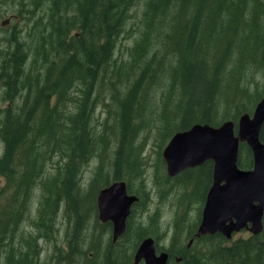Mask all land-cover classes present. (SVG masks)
Segmentation results:
<instances>
[{"label": "trees", "instance_id": "trees-1", "mask_svg": "<svg viewBox=\"0 0 264 264\" xmlns=\"http://www.w3.org/2000/svg\"><path fill=\"white\" fill-rule=\"evenodd\" d=\"M7 1L0 10V261L39 262L36 239L48 241L63 225L69 250L62 257L55 249L54 260L131 264L139 244L159 234L135 223L146 197L134 194L138 201L114 247L112 225L98 220V193L119 181L131 192L141 180L137 142L148 124L157 122L168 142L194 125L220 126L225 100L231 106L255 97L248 88L256 82L245 72L254 62L264 70V0ZM121 38H132L125 54ZM239 154V167L250 168V153ZM159 164L165 168L162 152ZM211 167L166 174L165 183L184 186L193 201L203 187L199 176L208 177L206 194ZM37 190L40 234L27 240L21 232ZM172 245L182 247L181 239ZM191 248L169 264H264V227L258 236L210 237Z\"/></svg>", "mask_w": 264, "mask_h": 264}, {"label": "water", "instance_id": "water-1", "mask_svg": "<svg viewBox=\"0 0 264 264\" xmlns=\"http://www.w3.org/2000/svg\"><path fill=\"white\" fill-rule=\"evenodd\" d=\"M264 123V97L256 105L252 117L238 120L236 136L234 123L223 122L218 127L194 125L174 134L162 151L165 170L173 178L211 160L214 163L212 186L209 189L196 236L221 233L229 237L251 223L249 231H262L264 211V143L259 132ZM246 143L252 151L250 170L238 167L239 143ZM138 198L127 194L123 181L114 182L97 195V214L101 223L112 225V240L123 235L132 206ZM234 220V222H233ZM165 252L156 255L154 241L143 240L136 249L132 264H167Z\"/></svg>", "mask_w": 264, "mask_h": 264}, {"label": "rangeland", "instance_id": "rangeland-1", "mask_svg": "<svg viewBox=\"0 0 264 264\" xmlns=\"http://www.w3.org/2000/svg\"><path fill=\"white\" fill-rule=\"evenodd\" d=\"M11 4V2H10ZM9 7V2L7 0H0V10L3 12ZM136 10H133V14ZM136 13L134 14V16ZM3 19H7V17ZM3 21V20H2ZM1 21V22H2ZM7 23L5 22V26ZM134 42V41H133ZM132 44V38L126 39L121 38L119 42V51L126 53L127 48ZM249 70L245 72L246 76L251 79L252 82H256V85H250L248 88L249 93L253 94L255 97L243 98L242 102L237 101V105L231 104L228 106L226 100L224 101L223 106L220 109V120L231 121L232 119H238L243 116L245 113H249L256 103L264 97V70L259 68L258 63L247 64ZM206 74L208 78L212 77V72L209 71ZM239 85H245L244 78L240 80ZM160 92L155 96L157 102ZM234 95L231 96V98ZM100 107L98 108L97 114H100ZM240 112V114H238ZM225 121V122H226ZM97 123H95V126ZM161 126L157 122L148 124V128L141 133V136L137 142V145L140 150V157H142L141 172L139 178L141 179L138 183L133 182L132 188L133 191L129 192L130 195H134L136 192H139L143 198L146 197L147 203L143 207L137 208L135 212V223L142 224L143 228H148L153 226L158 231L157 237H147L151 238L154 241V244L157 245V253L167 251L169 244H176L181 239L182 249H185L188 245L189 234L191 229L194 227L197 222V216L201 206L197 204V201H201L205 194V189L208 184L207 178L204 176H199L200 180L203 182V187H198L195 189L192 196L193 201H186L185 199V187L179 184L170 186V183H165L166 171L159 164V159L161 157V152L167 144L162 135L159 133ZM91 129V128H89ZM92 130V129H91ZM159 130V131H158ZM1 153V148H0ZM96 166V162H91L83 170L82 180L84 184L87 183L92 177L93 169ZM50 168L48 173H50ZM173 179V178H172ZM4 182L2 179L0 185ZM125 182V181H124ZM198 182V181H197ZM126 184V182H125ZM127 188V184H126ZM39 197V191H35L34 200L31 206V210L26 220L23 223L21 235L27 237V240L33 239L35 234H40L35 227L34 219L36 222V203ZM195 201V202H194ZM202 202V201H201ZM156 217L157 222L151 225L150 219ZM93 222V221H92ZM184 222L185 227H180V223ZM63 225L59 226V232L54 231L50 236L48 241L37 240V244L42 248V254L40 253L39 262H34V264H65L60 260H54L55 249L59 250L62 257H65L68 253L69 247L65 232L63 230ZM91 229V232H94L88 225V230ZM87 230V231H88ZM97 233V231H95ZM262 232V231H261ZM260 232V233H261ZM251 233V232H250ZM258 234H252L253 236H258ZM90 234V230H89ZM98 234V233H97ZM250 234L247 231H242L238 234L233 235L230 242H234L238 239H245ZM109 236H105V241H108ZM89 243V242H88ZM88 247V245H87ZM155 247V245H154ZM192 247V246H191ZM189 248L192 249V248ZM51 257L50 262H43L48 257ZM177 257V256H176ZM0 264H7L8 259H1ZM133 262V260H131ZM101 262H93V264H100ZM132 264V263H131Z\"/></svg>", "mask_w": 264, "mask_h": 264}, {"label": "flooded vegetation", "instance_id": "flooded-vegetation-1", "mask_svg": "<svg viewBox=\"0 0 264 264\" xmlns=\"http://www.w3.org/2000/svg\"><path fill=\"white\" fill-rule=\"evenodd\" d=\"M262 100V99H261ZM260 100V101H261ZM260 101H258L257 103H256V105L260 102ZM256 105L254 106V108L249 112V113H245V114H243V115H248L249 117H252V115H253V112H254V110H255V108H256ZM235 120V121H234ZM238 120H239V118L238 119H232L231 121L234 123V133H235V136H236V132H237V127H238ZM261 136H262V139H261ZM259 140H260V142L261 143H264V123H263V125L261 126V129H260V132H259ZM239 148H238V160H239V150L240 149H242V148H245V150L246 151H248L249 153H250V155H251V164H250V168H245V169H243V170H250V169H252V166H253V159H252V151H251V149L249 148V146L246 144V143H243V142H240L239 143ZM207 163H211L212 164V167H211V182H210V185H209V187H208V189H207V191H206V194H205V198H204V203H205V199H206V195H207V193H208V191H209V189L211 188V186H212V172H213V167H214V163H213V161H211V160H207V161H205L202 165H200V166H198V167H195V168H193V169H196V168H201L202 166H204V165H206ZM238 167H239V161H238ZM240 168V167H239ZM166 169V168H165ZM240 169H242V168H240ZM187 170H190V169H187ZM187 170H184V171H182L181 173H179L178 175H176L175 177H173V178H177V177H179V176H181L182 174H183V172H185V171H187ZM168 178H170V177H168ZM126 190H127V188H126ZM127 194H129V191L127 190ZM130 195V194H129ZM136 203V202H135ZM134 203V204H135ZM204 203H203V205L201 206V212L199 213V215L197 216V222L195 223V225H194V229L191 231V233H190V235H189V242H188V246L184 249L185 251H184V253L185 252H187L188 250H189V248L191 247V246H193V244L195 243V242H197L198 240H203V239H206V238H210V237H216V236H220V237H222L224 240H227V241H231V239H232V237H233V235H235V234H238V233H240V232H242V231H247L251 236H253L251 233H250V231H249V229L251 228V223H247V227L246 228H243V229H241L240 231H236V232H231L230 233V235H229V237H227V236H225V235H222L221 233H219V232H217V233H214L213 235H202V236H199V237H197L195 234H196V232H197V229H198V226H199V224H200V221H201V215H202V210H203V207H204ZM133 204V205H134ZM133 207V206H132ZM132 210V209H131ZM131 214V213H130ZM233 222H234V220H233ZM108 223H110V222H106V223H103V224H108ZM111 224V223H110ZM263 227H264V211H263V216H262V229H263ZM111 236H112V227H111ZM121 237V236H120ZM119 237V238H120ZM112 238V237H111ZM119 238L116 240V241H113L112 240V244H113V246L115 247V244H116V246L118 245V242H119ZM155 245V253H156V255H159L161 252H158L157 253V251H156V249H157V244L155 243L154 244ZM171 246H173L171 243L169 244V247H167V251H166V253H167V255H168V258H167V264H169V262H171L172 260H173V262H181L182 261V258L183 257H181V255H184V253L183 254H181V255H179L178 254V252L182 249V247H180V248H175V247H171ZM169 249H171V250H174V251H172L173 253H175L176 255H174V256H170V253L168 252V250ZM179 249V250H178ZM177 256V257H176ZM118 262V261H117ZM73 262H65V264H72Z\"/></svg>", "mask_w": 264, "mask_h": 264}, {"label": "bare ground", "instance_id": "bare-ground-1", "mask_svg": "<svg viewBox=\"0 0 264 264\" xmlns=\"http://www.w3.org/2000/svg\"><path fill=\"white\" fill-rule=\"evenodd\" d=\"M184 173V172H183Z\"/></svg>", "mask_w": 264, "mask_h": 264}]
</instances>
